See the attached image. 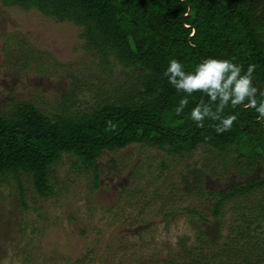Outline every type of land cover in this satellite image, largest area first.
Wrapping results in <instances>:
<instances>
[{"label":"rangeland","instance_id":"rangeland-1","mask_svg":"<svg viewBox=\"0 0 264 264\" xmlns=\"http://www.w3.org/2000/svg\"><path fill=\"white\" fill-rule=\"evenodd\" d=\"M81 32L63 17L0 1L1 115L16 99L85 111L103 89L138 87L137 73L108 65ZM213 151L205 142L168 153L131 141L77 166L65 153L44 195L29 174L21 173L23 194L13 177H0V264H264V187L227 201L217 218L215 196L184 192L264 178L260 162L226 168Z\"/></svg>","mask_w":264,"mask_h":264},{"label":"trees","instance_id":"trees-1","mask_svg":"<svg viewBox=\"0 0 264 264\" xmlns=\"http://www.w3.org/2000/svg\"><path fill=\"white\" fill-rule=\"evenodd\" d=\"M0 1L68 19L82 27L81 35L97 48L104 62L137 73L138 87L103 89L102 99L85 111L62 105L47 112L29 99H16L10 114H0V177H13L22 194L21 173L30 175L39 194H49L54 191L52 164L65 153L75 158L77 166L94 162L105 147L131 141L153 144L168 153L205 142L225 166L264 165V121L256 118L254 109L243 105L233 109L229 104L223 115L235 114L237 120L223 133L211 126L218 121L207 118L204 127H198L189 118L190 110L201 97L205 102L208 97L193 93L178 116L174 110L187 94L178 93L164 76L171 58L179 60L186 71L209 57L231 59L245 71L249 64H255L253 83L264 92V0ZM260 92L258 101L264 100ZM109 120L116 128L105 131ZM98 178L96 173V186ZM257 187H264V178H250L226 190L197 183L184 192L198 190L215 196L211 210L217 218L227 201ZM202 217L208 219L204 214Z\"/></svg>","mask_w":264,"mask_h":264},{"label":"clouds","instance_id":"clouds-1","mask_svg":"<svg viewBox=\"0 0 264 264\" xmlns=\"http://www.w3.org/2000/svg\"><path fill=\"white\" fill-rule=\"evenodd\" d=\"M188 13L186 12L185 15ZM195 30H193V34ZM256 65L249 64L247 70L244 66L235 63L231 59L209 57L198 63L193 70L186 71L184 65L177 59L171 58L164 72L168 82L178 93L187 95L181 97L175 113L181 115L189 104V96L195 92H201L208 97L205 102L203 97L190 110L189 118L198 127H204L205 119L218 121L211 126L217 133L231 130L237 116L229 114L224 116V110L231 105L233 109L243 105L245 109H254L257 119L264 121V100L257 99L259 87L254 85L253 76ZM264 96V92H260ZM105 131H112L116 125L107 121Z\"/></svg>","mask_w":264,"mask_h":264}]
</instances>
